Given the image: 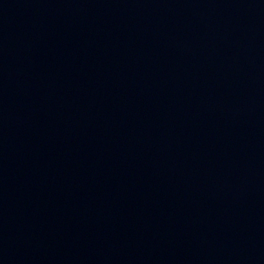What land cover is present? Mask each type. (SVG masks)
Here are the masks:
<instances>
[{"label": "water", "instance_id": "obj_1", "mask_svg": "<svg viewBox=\"0 0 264 264\" xmlns=\"http://www.w3.org/2000/svg\"><path fill=\"white\" fill-rule=\"evenodd\" d=\"M0 264H264V0H0Z\"/></svg>", "mask_w": 264, "mask_h": 264}]
</instances>
